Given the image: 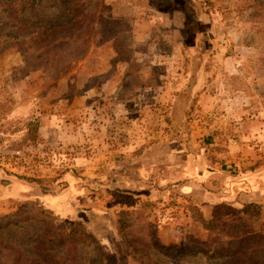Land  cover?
<instances>
[{
	"label": "rangeland",
	"instance_id": "rangeland-1",
	"mask_svg": "<svg viewBox=\"0 0 264 264\" xmlns=\"http://www.w3.org/2000/svg\"><path fill=\"white\" fill-rule=\"evenodd\" d=\"M0 10V264H264L262 207L222 203L212 223L176 187L142 196L199 178L189 155L200 173L230 171L242 122L247 159L233 171L264 163V0ZM12 179L23 197L3 193ZM47 193L76 210L49 209Z\"/></svg>",
	"mask_w": 264,
	"mask_h": 264
},
{
	"label": "crops",
	"instance_id": "crops-1",
	"mask_svg": "<svg viewBox=\"0 0 264 264\" xmlns=\"http://www.w3.org/2000/svg\"><path fill=\"white\" fill-rule=\"evenodd\" d=\"M74 113L75 112H73V114ZM262 126H264V123H262ZM259 129L261 130V127H259ZM239 131H241L243 137L232 142L230 159L228 160V162L232 161L234 163V167L231 169L232 171L215 166L214 171L208 172V174H206V172L200 173V170L206 169L200 165L199 159H194L189 155L185 161H189V166H194V168L198 170L199 178H191L184 174L180 176L181 178H178L177 182L179 183L180 180L181 183L175 184L174 186L170 185L167 189L162 191H158L154 188L148 189V191L142 194L143 198H145V200H154L158 197L167 199L169 198L167 192L169 193L170 188L176 187L180 195L196 201L205 215H210L214 206L222 203H228L232 206L260 203L263 209L262 212L264 213V163L253 170H244V168H242L237 171V173L235 172V166L240 168L239 164L245 165L248 151L247 147L249 146V143L244 141L246 139L244 134L248 131V125L242 122ZM239 151H241V153H239ZM258 158H264V155H259ZM196 165L199 167H195ZM228 166L229 165H227V167ZM202 182H205L206 187L202 185ZM26 187L27 184L23 180L12 179L5 187V192L3 193H6L8 197L13 195L14 197L20 198L25 195L22 193V190L26 189ZM36 197H39L40 201H42L46 207L57 213H73L76 210L69 200L70 196H66L62 193H47Z\"/></svg>",
	"mask_w": 264,
	"mask_h": 264
},
{
	"label": "trees",
	"instance_id": "trees-1",
	"mask_svg": "<svg viewBox=\"0 0 264 264\" xmlns=\"http://www.w3.org/2000/svg\"><path fill=\"white\" fill-rule=\"evenodd\" d=\"M11 1V0H10ZM31 1H34V0H31ZM59 1V4H70L71 2L73 3L74 2V0H58ZM4 2V0H0V5H2V3ZM75 4V3H74ZM72 5V9H74V13H76V9H77V7H75V5ZM73 6H74V8H73ZM1 11V10H0ZM6 11V10H5ZM24 11V10H23ZM17 13L19 14V11H17ZM3 14L4 15H6L5 13H4V11H3ZM5 17V16H4ZM15 22H16V24L17 25H20L19 27L21 28V29H24V28H27L28 26H27V22H25L24 21V18L20 15V16H18L17 18H15ZM21 23V24H20ZM45 26L44 25H40V29H42V28H44ZM33 34V33H32ZM10 36L12 37V39H14V38H20V36L19 35H15V34H10ZM29 124H32L31 122H28ZM36 131H38V126H37V128L35 127V132ZM225 206H227L226 204H219V205H216V206H214V208H213V210H212V223H217L218 221H219V219H220V217L221 216H219V215H217V210H219L220 208H222V207H225ZM252 207H254L256 210H257V212H259L260 211V205L259 204H255V203H249V204H245L242 208H239V209H237L235 212H245V211H247L249 208H252ZM15 215V214H14ZM129 248V247H128ZM201 251V250H200ZM197 252V251H196ZM218 253V252H217ZM217 253H212L210 256H212V257H218V256H228L229 254L228 253H224V254H217Z\"/></svg>",
	"mask_w": 264,
	"mask_h": 264
}]
</instances>
